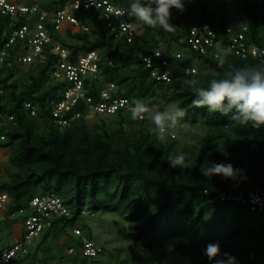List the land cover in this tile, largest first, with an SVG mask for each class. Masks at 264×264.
Returning a JSON list of instances; mask_svg holds the SVG:
<instances>
[{
    "label": "trees",
    "instance_id": "trees-1",
    "mask_svg": "<svg viewBox=\"0 0 264 264\" xmlns=\"http://www.w3.org/2000/svg\"><path fill=\"white\" fill-rule=\"evenodd\" d=\"M67 0L41 1L46 8H55ZM130 7L133 0H111ZM185 10L171 9L170 23L175 30L167 32L157 26L150 28L142 23V32L131 42H119L108 34L101 22V33L90 36L65 23L62 31H50L51 36L63 44L73 60L79 53L97 51L100 57L102 80L115 82L119 92L134 104L141 99L154 110L167 105H178L186 112L180 123H194L203 119L208 128L209 152L196 146L174 145L173 137L165 134L163 141L149 133L148 120L132 119L131 113L117 110L106 117L95 116L93 130L88 129L84 115L72 118L68 125L59 126L51 120L50 102L66 83L50 82L54 55L43 64L23 66L14 59L16 48L8 49L0 64V110L12 113L14 123L5 129L6 138L0 147H10L9 166L3 170L6 179L0 180V191L7 192L10 203L7 214L27 205L35 196L57 195L67 207L68 215L51 216L49 226L40 234V243L48 238L59 240L70 236L75 252L67 258L58 256L60 264L79 260L82 264H125L123 259L104 260L103 255L113 254L105 248L95 234L92 217L99 213L115 215L125 223L123 229L133 243L148 252H158L164 242L184 256L189 264H215L209 261L204 249L209 243H219L221 256L229 253L239 264L264 262V213L250 210L232 202L221 201L214 193L215 187L225 189L264 190V125L253 127L251 122L239 125L231 119L232 113H210L206 108L192 104L196 94L182 83L186 77L207 88L211 79H220L228 65L246 67L264 64L257 58L229 55L227 63L219 66L218 57L200 54L178 38L187 34L194 24H207L225 43L228 33L245 26L247 44L264 46V0H194L184 2ZM238 10L237 22L230 23L225 8ZM99 10H88L83 15L97 19ZM26 15L11 21L0 15V47L10 30L22 24ZM172 40L170 48L180 52L176 57L170 52L161 54L173 71L171 82L164 84L151 78L149 68L136 56L137 52L155 48L160 42ZM111 61L114 66L107 62ZM15 69L22 77L13 79ZM191 69H194L192 72ZM98 78L85 79L84 85L94 92L100 84ZM34 105L36 115L29 116L24 102ZM80 104L76 109H81ZM74 107L69 112L74 111ZM235 109H233V112ZM122 122L129 126L121 128ZM186 154L189 167L172 168L168 156ZM228 163L243 169L247 179H222L219 175L205 177L201 165ZM208 189L209 192H204ZM77 228L80 234L72 230ZM69 230V232H68ZM70 233V234H69ZM83 239L94 240L102 256L83 255L78 247ZM68 245V246H67ZM35 249L29 258L49 261L51 256L36 258ZM66 254V252H65ZM160 257L147 263L161 264ZM131 264L133 258H128Z\"/></svg>",
    "mask_w": 264,
    "mask_h": 264
},
{
    "label": "built area",
    "instance_id": "built-area-1",
    "mask_svg": "<svg viewBox=\"0 0 264 264\" xmlns=\"http://www.w3.org/2000/svg\"><path fill=\"white\" fill-rule=\"evenodd\" d=\"M194 0H184L193 2ZM154 6V5H153ZM88 10H99L101 13L97 19L83 15ZM26 15L24 22L13 27L6 40L0 47V64L8 49L16 48L14 59L21 65L34 67L35 64H43L49 55H54L51 81L66 83L62 86L54 99L50 102V116L53 123L59 126L68 125L70 120L84 115L106 117L113 115L117 110L131 113L134 104L123 93L115 82L104 81L100 74V57L96 51L79 53L73 60L69 50L54 39L50 31L61 30L62 24L68 23L74 28L92 35L93 30L101 33V22L108 34L119 42H131L135 36L142 32V22L131 13L130 7H126L111 0H67L60 7L46 8L41 6V0H0V15L6 16L11 21H17L22 15ZM206 27V28H205ZM245 26L229 32L225 43L221 41L216 32L207 24L192 25L187 34L178 38V42L186 43L190 48L200 54L217 58L221 47H230L231 55L245 59L247 57L264 58V46H256L246 43ZM172 40L160 42L155 48L137 52V58L149 68L151 78L167 84L173 79V71L170 62L161 58L164 52H170L178 57L180 52L170 48ZM114 66L111 61L107 62ZM193 72L194 69H191ZM98 78L99 86L94 92L84 85L85 79ZM0 92L1 89H0ZM80 104L81 109H76ZM29 116L36 115L33 104L24 102ZM74 111L70 114L72 108ZM148 120V119H146ZM14 123L12 113L0 110V140L6 138L4 127ZM121 128H129L126 122H122ZM168 134V133H166ZM173 137V133L169 134ZM204 192H209L204 189ZM214 193L221 201L232 202L240 206H246L252 211L264 213V190L252 189H225L220 186L214 188ZM10 203L7 192L0 191V222L6 216H19L23 226L21 237L10 245L0 248V264H57L52 261L29 258V250L40 237L43 230L49 226L51 216L68 215L62 199L57 195H35L28 200L26 206L7 214ZM80 234L77 228L72 230ZM79 251L87 257L102 256V250L94 240L83 239L78 247ZM68 254L75 252L74 247L67 248ZM264 264V262L260 263Z\"/></svg>",
    "mask_w": 264,
    "mask_h": 264
},
{
    "label": "clouds",
    "instance_id": "clouds-1",
    "mask_svg": "<svg viewBox=\"0 0 264 264\" xmlns=\"http://www.w3.org/2000/svg\"><path fill=\"white\" fill-rule=\"evenodd\" d=\"M173 8L183 12L185 10L184 0H133L130 5V11L137 20L150 28L159 26L167 32L175 30V25L170 23L171 9ZM64 24L65 22L62 26ZM57 31L63 34L62 27ZM91 36L94 37V35ZM217 47L220 48L219 66L223 67L227 63V57L231 55L232 49L221 47L219 44ZM182 83L196 94V98L192 101L195 107L206 108L210 113L219 112L221 115L232 113L231 119L239 125H247L249 122L256 128L264 125V64L246 67L229 64L223 77L211 79L207 88L198 86L196 80L186 77ZM233 109H235L234 112ZM185 115V110L178 105H169L162 111L154 110L141 99L135 100L134 107L131 109L132 119H148L152 122L154 126H150L147 131L161 141L164 140L166 133L171 134ZM167 161L172 168L179 167L183 170L189 167L184 153L168 156ZM206 164L207 161L200 168L205 177L211 178L214 175H219L225 180L247 179L243 174L244 170L235 168L232 163H212L211 166H206ZM203 251L209 261L215 260V264H239L236 257L226 252L223 253L224 258H218L221 256L218 242L209 243Z\"/></svg>",
    "mask_w": 264,
    "mask_h": 264
},
{
    "label": "rangeland",
    "instance_id": "rangeland-1",
    "mask_svg": "<svg viewBox=\"0 0 264 264\" xmlns=\"http://www.w3.org/2000/svg\"><path fill=\"white\" fill-rule=\"evenodd\" d=\"M224 11L227 13V17L229 18L230 23L237 22L238 18V10L228 6L224 9ZM21 71L18 69H15L13 72V79L18 80L22 77ZM169 106V105H167ZM165 106V107H167ZM163 110V109H162ZM161 110V111H162ZM96 121L95 116L91 115L87 117V127L89 130H93V125ZM151 122L150 120H148ZM173 133V140L174 145L177 147V149H180L184 146H192L196 145L207 152H209L208 149V142H207V134H208V128L206 124L204 123L203 119H198L194 123H188L183 122L179 123L177 127L172 130ZM4 147H0L2 149ZM8 153L10 154V147L8 148ZM9 157V155H8ZM230 159V156L227 154L225 155V163H228ZM3 166H6L7 169H13V166H9L8 161H3L0 159V178L6 179L7 175L5 174L3 170ZM2 180V179H0ZM92 224H95V234L99 235L97 237L98 241H101L105 248L109 250V252H112L111 257H106L105 255L102 256L104 260H114L116 258L123 259L125 261V264H131L128 258L132 257L135 263L138 262V264H141L142 262L147 263L148 260L151 258H157L160 257L159 260L161 264H189L188 260L177 253L173 249V245L171 242H164L160 247L159 251L154 252H148L145 249L141 248L139 244L133 243L129 240V238L124 233L123 229L125 228V223L122 220V222H119L117 217L112 214L108 213H99L96 214V216L92 217ZM69 232V230H68ZM70 234V233H69ZM58 239V238H57ZM55 238L49 239L50 246L53 244H60L65 240V242L72 244V241L70 240L71 237L67 235L63 236L59 240ZM47 241V243H49ZM66 252V250H65ZM71 254V253H70ZM68 253L66 252L65 259L68 257ZM116 257V258H115ZM57 261V260H56ZM55 261V262H56ZM133 262V263H134ZM57 264H60V261L56 262ZM65 263L67 264H82L79 260H76L75 263H72V261L69 259Z\"/></svg>",
    "mask_w": 264,
    "mask_h": 264
},
{
    "label": "crops",
    "instance_id": "crops-1",
    "mask_svg": "<svg viewBox=\"0 0 264 264\" xmlns=\"http://www.w3.org/2000/svg\"><path fill=\"white\" fill-rule=\"evenodd\" d=\"M98 34L97 30H93L94 36ZM8 147H4L0 149V159L3 161H8ZM4 180V178H0ZM23 232V226L21 222V217L19 216H6V218L0 222V248L4 247L6 245H10L11 243L18 240ZM50 238L42 241L40 243V239L38 238L34 244L31 246V249H35L36 251V258H39L41 256H51L49 258L50 261L55 262L58 260V256L63 255L65 257V250H67L68 247L65 246V240L61 242L60 244H55L50 246ZM49 241V243H47ZM63 257V258H64ZM56 261V262H57Z\"/></svg>",
    "mask_w": 264,
    "mask_h": 264
}]
</instances>
